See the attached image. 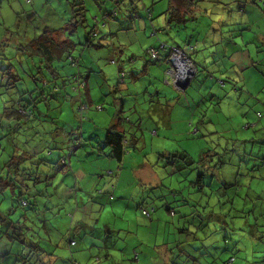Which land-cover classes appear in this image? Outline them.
Instances as JSON below:
<instances>
[{
    "label": "rangeland",
    "instance_id": "1",
    "mask_svg": "<svg viewBox=\"0 0 264 264\" xmlns=\"http://www.w3.org/2000/svg\"><path fill=\"white\" fill-rule=\"evenodd\" d=\"M73 1L75 0H33L32 3H27L26 0H0V67H2L0 70V172L1 163L4 164L6 158L12 154L9 141L13 142L21 154L25 150L33 153L35 146V152L39 151L40 160L50 161L42 169V172H49V167L51 169L53 164H57L58 152H61L62 157L70 155L69 150L68 152L57 151V141L53 143V138H57L55 136L57 130L59 128H65L66 132L80 128L84 130L85 127L93 126L91 118L106 120L99 124L100 128L107 125L109 112L106 111L110 107L114 109L115 96L121 100H127L125 110L138 111L141 115L144 128L133 129L136 126L139 127L140 124V122H135L132 124V129L129 130V135L134 132L141 135L140 131L144 130L143 137L149 141L150 133L155 128L148 130V123L152 118L151 115L156 108H160V105L158 106L159 102L156 101V96L152 102L150 96L152 91L149 90L152 87L149 85L151 79L148 81L147 78L159 80V86L163 92H167L168 89V91L173 90L174 94H178V97L175 98V104H178L177 109H181L183 105V102H180L182 95L176 90L182 91L181 88L177 87L175 83H165V80L170 78L167 73L172 68L166 60V53L160 47L165 42L173 48L189 49L187 43L194 42L199 47L189 53L192 55L190 57L192 61L198 63L199 67L197 70L194 64L195 75L190 81L192 85L188 86L186 94L188 99H185V108L182 109L184 113L175 110V129L167 132L172 134L168 145L177 157L178 153H182L184 156L192 158L196 163L217 165L219 161L222 162L223 166L218 170L217 178L212 186L216 192L212 196V200L216 204L214 207L210 204L211 207L207 208L205 201L208 198L194 190L190 184L199 176V172L194 170L198 165L188 166L184 160H181L179 162L185 163V168L183 167L180 172L169 169L164 182L166 187L153 189L149 193L157 212H152L153 220H155L152 228H150L149 217H141L146 223L142 227L141 236L150 240L152 246L157 245L159 248L165 249L170 247L176 257L171 264H264V44H262L264 38L238 36L231 41L229 37L219 34L223 31L232 36L231 31L241 29L246 24L242 20H236L241 22L243 27L234 26L237 25L233 20L236 18V12L233 7L234 3H229L230 0H203L200 9L203 10V13L207 11V17L203 16V13L198 9L195 20L188 21V29L183 24V28L172 30L171 33L158 31L154 35L153 25H157L159 21L162 23L170 0H142V4L137 3L135 7L136 10L139 9L138 13L146 18L151 28L149 27L147 30L142 26L141 31L134 35L135 33L126 34L123 31L125 28L120 25L122 27L120 32L125 34L118 37L119 42L115 37L111 39L109 37V43L105 42L103 36L107 30L106 33H101L100 30L99 38L95 42L103 40L104 48L96 49L91 46L84 49L87 33L91 27L97 24V17L99 20L102 19L105 10L114 12L113 0H84L87 24L84 23V28L80 25L75 32V35L79 36L78 46L72 55L78 58L81 54L83 57L81 70L89 73L92 78L89 91L81 86L83 84L75 91L72 86L69 87L71 81H66V87H63V79H58L63 93L57 95V101L50 102L49 109L41 104L38 105L39 110H36L35 114L30 116L27 121L19 120L20 122H18L13 117L8 118L4 110L6 102L13 103L20 98L25 100L29 97L36 98L39 94L37 90L46 85L43 79L50 80L49 77H51L50 73L47 75L49 72L47 69H38L40 66L38 59L24 53L21 46L48 27L56 30L63 27L65 23H69L72 15L75 16L72 14ZM195 8L197 9L198 6L196 5ZM148 12L152 13V16L147 15ZM120 20L122 19L120 18ZM123 24L125 25V23ZM115 30L118 31L117 28ZM114 34L117 35L116 32ZM60 36L59 40L63 41V34L57 32L56 37ZM122 41L128 42L125 50L130 51L125 52L124 58L117 54V50L122 49L119 45ZM236 41H238L236 49H245V52L243 60L238 56V61L241 64L244 63V66L238 65L235 68L229 59L235 50L233 42ZM150 47H158L160 57L154 65L150 63L147 66L149 70L144 74V64L146 61H150V56L147 54ZM248 48L251 51V56L247 59ZM212 50L215 51L211 53ZM138 52L140 58L137 60L138 56L135 57L132 53L137 55ZM130 59L131 61L136 59L137 67L129 68V64L132 63H129ZM9 66L14 67L18 80H13L10 71L6 70ZM61 66L63 67L60 69L62 76L78 72V68L71 67L68 59H65ZM120 69H124L126 72L124 81L130 87L131 92L120 93L117 90V93L114 94L116 85L122 83ZM132 74H139L138 77L143 79L133 81L130 78ZM145 76L147 77L145 78ZM220 81H223L224 85ZM230 84L234 87H231ZM121 94L123 96H120ZM109 100L110 102H107ZM121 100L117 102L118 107H121ZM58 106L59 108H57ZM185 112H187V116H185ZM133 118L136 119L135 115ZM182 118L186 121L183 122ZM85 142L84 140L83 144ZM86 149L87 147L81 149L77 156L71 158L73 167H77L76 163L80 161L78 157L83 156L82 150ZM95 150L96 148H90L89 152ZM142 151L147 161H151L152 164L158 161L159 157L158 159L153 157L150 145L149 149ZM86 152L84 156L87 155ZM101 160H105V158H101ZM166 161L165 159L159 160L158 166L163 169ZM85 162L86 159H83L82 163L85 164ZM117 166L119 167V165ZM53 177H55L54 183L57 186V176L53 175ZM61 180L59 178V182ZM225 184L229 186H224ZM38 189H44V185L40 184ZM60 190L64 189L60 188ZM219 191L222 193L221 196L217 194ZM10 194V192H0V212L3 217L5 213L11 211L13 205L18 211L13 214L12 218H20L24 214L30 216L31 213H35L33 211L39 210L38 213L43 215V220L53 222L52 224L57 226L55 228L63 232H67L68 228L73 229L77 225L78 220L74 222V217L69 214L70 211L73 213L79 208L80 217L87 220L93 217L96 219L99 214L97 206L86 202L88 197L82 196L81 193L77 205L75 196L68 192L64 193L67 196L59 200V189L53 190L51 198L47 196L26 197L32 204L39 201L36 207H31V204V208L28 209L19 207L15 198ZM199 194L202 196L200 197ZM122 195L128 196L125 192L120 197ZM82 198L85 199V202L82 201ZM125 199L127 204H132L136 202L137 198H132V203L129 198ZM189 201H193V203ZM198 201H202L200 208ZM43 202H47L48 207L52 204L48 213L41 207ZM84 203H89L88 207H84ZM168 203H170V208H175L174 218L168 211ZM54 204L60 205L62 209L60 212L65 216L57 215L58 208H55ZM107 208L110 214H105L103 221L105 219L111 225L115 224L118 226L117 230L134 232L133 236L137 235L134 220L138 218L139 208L137 210L136 206L135 209L123 206L116 215H114L110 204H107ZM194 209H200L201 215L194 217L191 214ZM179 221L183 222L182 225L177 224ZM184 221H187V225L184 224ZM101 225L103 226L102 223ZM1 226L0 224V230L5 232V228L1 229ZM28 233H33V231H28ZM52 237H55L54 234ZM165 237H167L166 241ZM172 242L174 244H171ZM63 250L58 249L57 251L56 249V255L58 257L64 255ZM113 255L116 260L111 264H140L137 261H132L133 254L128 257L130 260L123 263H120L117 253H113ZM146 262L149 264V260L146 259ZM57 264H61V258ZM66 264H71L70 260Z\"/></svg>",
    "mask_w": 264,
    "mask_h": 264
},
{
    "label": "crops",
    "instance_id": "2",
    "mask_svg": "<svg viewBox=\"0 0 264 264\" xmlns=\"http://www.w3.org/2000/svg\"><path fill=\"white\" fill-rule=\"evenodd\" d=\"M202 2L203 0H170L169 8L166 11V14H164V17L162 18V23L159 21L157 25H153L155 33L157 34L158 31L170 32L172 30L181 29L183 28V24L186 25L185 28L188 29V21L195 20L198 9L200 12L203 13V10L200 9ZM229 3H234L233 7H235L236 18L233 20H235V23L237 25L234 26L243 27V24L241 22L239 23L236 20H242L246 22V24L241 29L238 28L235 31H231L233 37L230 34L224 33L223 31H221L219 34H222V36L229 37L231 41L238 36H258L264 38V0H230ZM196 5L198 6L197 9L195 8ZM203 16L207 17V11L203 13ZM108 24V28L111 32H117L119 33V36L125 34H122V31L120 32V28L121 30L122 27L126 29L125 26L120 27L114 21H109ZM142 26H144V28H147V30L150 27L146 18L137 13L136 15L131 13V16H129V23L127 27L128 32H126V34L135 33L134 35H136V32L139 33L141 31ZM116 28L118 31L115 30ZM123 31L125 32V30ZM119 44L123 49V52H130L129 50H125L128 44L127 41H122ZM164 44L167 43L164 42ZM187 44H194L195 50L199 47V45L195 44L194 42L189 41ZM233 44L235 50L233 51V55L230 57L229 62L235 68L238 65L244 66V63L241 64L238 61V56H240L243 60L245 49H236L238 47V41L233 42ZM262 44H264V41H262ZM188 50L187 52L189 53L191 50L194 49L191 48L189 51ZM215 50H212L211 53ZM247 51L248 55L246 56L248 59L251 56V51L249 48ZM132 55L135 57L138 56L136 58L137 60L138 58H140L139 52L137 53V55L133 53ZM122 56L125 57L126 55L123 53ZM136 59L135 61H131V59L129 60V63L132 62L131 64H129V68L137 67ZM166 59H168V57ZM139 62L141 64V61ZM206 62L207 61L205 60V63ZM195 64L196 67H199L198 63ZM149 65L150 63L146 61V63L144 64V74L145 72H148L149 69L147 68V66ZM138 76L139 74H132L130 78L133 81L143 79L139 78ZM146 77L147 76H145V78ZM147 79L148 81L149 79H151V83H149V85H151L152 87L149 90L152 91L150 92L152 102H154V100L156 99H154V96H156V101L159 102L158 106L160 105V108L155 109V112H153V114L151 115L152 118H150V123H148V130L149 128H155L150 133L149 141H147L146 137H143L144 130L140 131L142 132L141 135L140 133L136 134L135 132L129 135V130L132 129V124L135 122H140V124L139 127L136 126L133 129L141 130L142 128H144L143 122H141V115L138 111H134L131 109L125 110L127 100H121L119 99V97L117 98V96L114 97V109L110 107V109L106 111L109 112V114L107 115L109 119L108 124L105 126H101L100 128L99 124L105 122L106 120H95L91 118L90 120L93 123V126L85 127L84 129L86 137L88 134L89 136H94L95 134V136H97L95 137V139L98 138L102 140L105 131H107V129L109 128H112L114 130L119 131L120 133L126 134L132 147L128 148L129 152L125 155L122 163H119L112 157L107 156V152H105V149L104 153L98 150H95L94 152H89L90 148L95 149V147L93 146L95 145L96 141L88 139L83 145V147L79 148L81 150L87 147L86 150H82L83 156H81L80 158L78 157L80 161L76 163L77 167H73V165H71L72 161L70 159V166L66 169V172L70 174H68V176H65L66 180H62L63 183H61L60 186V188H63L64 190H60V188H58L60 191L61 199L67 196L64 193L68 192V194L75 196L77 205L78 197L81 196V193L83 194L82 196L86 195L88 197L86 202H90L92 206H97V208L99 209V214L97 216L98 219H95V217H93L87 220L83 219V217H80L81 215L79 214V208L77 211L75 210L76 213H72V211L69 212V214H72V216L74 217V222L76 220L78 221L77 225L73 229H71L70 227L68 228V230H70L71 233H74L77 238L79 237L80 240L77 241V244L72 245L70 249L67 248L68 244L66 241L65 244H67V247H65L66 249L63 250L64 255H62L61 257H68L70 255L73 260L78 262V264H111L113 261L116 260L113 253H117L119 255L118 258H120V263H123L126 260H130L128 257L131 254H133L132 261H137L140 264H142V261H144V264H147L146 259L149 260V264H170V261L174 257V252L170 247H167L165 249L159 248L157 245L152 246L150 240L144 239L141 236L142 227H144L146 224L143 218H147V216L142 215L141 209L140 211L138 210V206L142 205V207L151 210L150 206L155 205L153 201H151L152 199L149 193L153 189H157V187H160L161 184H164L165 179L168 176V169H162L161 167H159L158 161H161L160 155H167L169 152H172V149H170V146L168 145V142H170L171 140L172 134H168L167 132L173 131L175 129L174 114L175 110L178 108V104H175V98L178 97V94H174L173 90L170 92L168 91V89L167 92H163L160 89L161 86H159V80L157 81L152 78ZM165 83H168V81L165 80ZM191 85L192 82L190 86ZM230 86L234 87L231 84ZM135 87L137 88V84L135 85ZM189 87L185 91H180L179 89H176L178 90L177 92L182 95L180 98V102H183V105L181 109H177L178 111L182 112V114L184 113V110L182 109L185 108L184 105L186 104L185 99H188L186 98V94L188 92ZM117 90L120 93L131 92L130 87L127 85L126 82H123L122 86L120 88H117ZM120 96L123 95L121 94ZM120 100L121 107H118L117 102ZM107 102H110V100ZM185 113V116H187V112ZM134 115L136 119L133 118ZM178 118H180V116H178ZM185 121L186 120L183 119V122ZM59 129L57 131L60 132L61 137H64L61 138V140H66V129ZM102 131H104V133H101ZM132 135H136L138 141H135L136 139L135 137H132ZM149 145L151 146L153 157L156 159H158L159 157L158 161L154 164H152L151 161H147L146 158L143 156L144 152L142 150L149 149ZM59 146H61V148H64L65 142L61 141ZM79 151L74 156H77ZM85 151H87L86 156H84ZM101 158H105V160H101ZM83 159H86L85 164L82 163ZM116 165H119V167H116ZM124 192L128 196L122 195V197H120L121 194H123ZM108 193L113 194L114 200H109ZM124 198H129V201H131V203L133 202L132 198L137 199L136 202L132 204H127L126 199L124 200ZM82 201L85 202V199L83 200L82 198ZM72 204L73 202L71 203V208ZM88 204L84 203V207ZM107 204L111 205L114 215H116L119 212V209H121V207L123 206L131 208H134L136 206V209L138 210V218L137 220H134V226L136 228L135 232H137L136 236H133L134 232H123V230L121 229L117 230L118 226H116L115 224L111 225V223L105 219L104 221L102 220L105 214H110L107 208ZM85 211H87V209H85ZM61 216L65 215L61 214ZM153 218L154 215H151V217L149 218L150 228L154 226L153 222H155V220H153ZM101 223L103 224V226L101 225ZM177 224L181 225V222L179 221L177 222ZM121 233H123V235H121ZM164 240L166 241L167 237H165ZM171 244H173V242ZM15 245L14 242L10 243V241H5V243H3L2 241L0 242V264H22L21 261H19L20 259L18 257L19 247H16ZM61 257L57 256V259L56 257L51 258V264H57L56 261L59 260Z\"/></svg>",
    "mask_w": 264,
    "mask_h": 264
},
{
    "label": "trees",
    "instance_id": "3",
    "mask_svg": "<svg viewBox=\"0 0 264 264\" xmlns=\"http://www.w3.org/2000/svg\"><path fill=\"white\" fill-rule=\"evenodd\" d=\"M33 1V0H32ZM32 1L30 3H32ZM114 2V12H109L105 10L103 13L102 19L99 20V17H97V24H95L93 27H91V30H89V33H87L86 42L84 49H87L89 47H94L96 49H102L105 46V43L103 40L95 42L96 39L99 38L100 30L101 33L105 32L107 30V33L104 34V39L106 43H109V37L110 39L115 37L117 41L119 42V33L115 35V32H111L109 30V21H114L117 23V25L125 26V33L128 32V23H129V16H131V13L134 15L139 14V9L136 10L135 5L139 3L142 4V0H113ZM75 7V8H73ZM73 7H72V14H75V16L72 15L71 20H69V23H65V25L59 29H51L46 28L43 30L42 33L36 35L33 37L28 43L22 45V51L24 53L28 54L29 56L36 57L38 59V62L40 66H38L39 70L47 69L49 72L47 75H50V80L47 78H44L43 81L45 86L41 87L39 91V94L36 98L29 97L26 100L23 98H20L19 100H16L13 103H7L6 106H4L5 115L10 118H15L18 122L19 120H25L27 121L30 116L35 114V111L39 110L38 105H43L45 108H50V102L57 101V95L60 93H63L61 90V85L58 83V79H63V87H66V81H71L69 83V87L74 88V90H78L81 86H84L86 88V91H89V86L91 82V76L89 73L82 72L81 70V63H82V56H78V58L73 57V51L76 50L77 42L79 36L75 35V32L78 30L79 26L82 25L83 28L85 26L87 17H86V9L84 5V0H75L73 1ZM149 12L147 13V15ZM151 14V13H150ZM110 17V18H107ZM120 18L122 20H120ZM124 18V20H123ZM110 19V20H109ZM106 20V21H105ZM85 23V24H84ZM125 23V25L123 24ZM127 25V26H126ZM150 28L151 25L149 24ZM154 28V27H153ZM62 33L64 37V40H59L60 37H56V33ZM156 34V33H155ZM76 36L75 38H73ZM111 41V40H110ZM120 45V44H119ZM189 50L192 48L195 50L194 44H188ZM192 46V47H191ZM121 47V46H120ZM161 48V47H160ZM168 48V47H167ZM180 49H183L181 47H177ZM156 48H150L148 50V55L150 56V61L148 63L155 64V62H158L160 57V50H159V57L158 59H154L151 57V54L149 51ZM163 50V49H162ZM188 50V49H183ZM188 50V51H189ZM191 50V51H194ZM164 51V50H163ZM166 53V58L168 57L169 61V48L167 51H164ZM125 54V51L123 52V49L117 50V54L119 57H122V54ZM114 54V53H113ZM116 56V54H114ZM189 57H192L189 53ZM68 59L70 61V65L73 68H78L77 73H70L66 75H61L60 69L63 68L61 64H63L64 60ZM116 60V59H115ZM113 60L114 63L116 61ZM112 62V64H113ZM193 62V61H192ZM57 63V67H56ZM194 63V62H193ZM195 64V63H194ZM196 66V64H195ZM198 70V67H196ZM2 67H0V70ZM6 70L10 71V75L12 79H17V74L14 70L13 66L7 67ZM126 72L124 69H120V79L123 82L126 79ZM124 74V76H122ZM134 75V74H133ZM47 77V76H46ZM77 83H76V81ZM75 81V82H74ZM221 84L224 85L223 81H220ZM72 83V84H71ZM80 83V84H79ZM122 83H118V86L116 85L114 89V94L117 93V88H120L122 86ZM83 84V85H81ZM81 85V86H80ZM14 87V85H13ZM16 87V86H15ZM47 88V89H46ZM110 88V87H109ZM111 90V88H110ZM113 93V92H111ZM185 94V93H184ZM118 98V97H117ZM59 108V106L57 107ZM10 120V119H9ZM60 130V129H59ZM11 131V130H10ZM12 131H14V128H12ZM12 133V132H11ZM71 134V136H69ZM57 136L53 138V143H56L57 141V151H65L70 152V155L62 157L61 152H58L57 157V164H53L52 168L49 167V172L44 173L42 172V169L45 168L48 165V160H40L41 157L39 155V151H36V147H33V153L32 151H24L21 152L13 145L12 141H9L8 143L11 144L10 151L11 155L6 158V161L4 164L1 163V172H0V192H10L11 196L15 198V202L18 203L19 207L23 209H28L31 207H36L39 201H35L33 204L26 198H40V197H52L53 190H58L60 188L61 183H63L64 180H66L65 176H68V172H66L67 167L70 166V159L76 155V153L80 150V147H83V141H87L88 139L94 140L95 145L93 147L96 148V150L104 153L107 152V156L112 157L114 160H116L119 163H122L125 155L129 152L128 148H131V144L129 139L127 138L126 134L120 133L117 130H114L112 128L107 129L104 133L103 139H95L94 136L85 137V130L80 129H73L71 132H67L66 140L61 138L59 131H57ZM132 137H135V141H138L136 138V135H132ZM65 142L64 148H61L60 142ZM8 144V147H9ZM43 148V147H42ZM38 150V148H37ZM19 152V153H18ZM30 152V153H29ZM61 154V155H60ZM37 157H36V156ZM49 155H52V153H49ZM161 159L167 160L165 162V169H171L176 170L177 172H180L183 170V167L185 168V163H181L179 161L184 160L188 164V166H194L198 165L196 169L199 172V176L196 177V180L194 182H190L192 185V188L196 190L197 192L201 193L202 195L206 196L208 198L207 201H205L206 207L209 208L210 204L214 205L216 202L212 200V196L214 193V189L212 188L213 182L216 180L217 172L220 170V168L223 166L222 162L219 161L217 165H211L209 163H196L192 158L189 156H184L182 153H178L177 155H174V153L169 152L167 155L163 154L160 155ZM179 158V159H175ZM56 173V174H54ZM53 175L57 176L58 182L57 186L54 183ZM59 178L62 179L59 182ZM40 184L44 185V189L39 190L38 186ZM224 186H229L228 184H225ZM166 186L164 184H161L160 187L157 188H165ZM114 189V187H113ZM207 191V192H205ZM226 191V190H225ZM205 192V193H204ZM218 195H222L221 191L217 192ZM176 195H179V193H176ZM200 195V194H199ZM200 195V197L202 196ZM109 200H114V196L112 193H108ZM61 199V196L59 195V200ZM193 203V201H189ZM219 202V201H218ZM198 206L200 208V203L202 201H198ZM32 204V206H31ZM47 202H43L42 208L45 209L46 213L50 211L52 208L51 206H47ZM56 204H54L55 206ZM31 206V207H30ZM168 211L172 217L176 215L175 208H170V203H168ZM211 207V206H210ZM55 208H58L57 215L61 216V208L60 205L57 204ZM60 208V209H59ZM139 211L141 209H147L145 207H142V205L138 206ZM148 209L151 211V214L149 218L152 215V212L156 211V206H150ZM10 210V209H9ZM8 210V211H9ZM32 210V209H31ZM200 210V209H199ZM197 209H194L192 211V215L194 217H197V215H201L202 212H200ZM18 210H16V206L11 207V211L5 213V216L3 217L0 212V224L1 229L2 227L5 228V232L0 230V240L4 243L5 241H10V243L14 242L15 244H18L19 246V261H21L22 264H51V258L56 257V249H66L65 247H70L74 244H77V241L80 240L79 237L77 238L74 233H71L70 230H67V232H63L61 230H58L55 228V226L52 224L53 222H47L46 220H43V215L39 214V210L33 211L35 213H31L30 216L28 214L22 215L20 218H12L13 214H15ZM143 215V214H142ZM225 218L227 217L224 216ZM183 222H181L182 225ZM30 224V226H29ZM184 224L187 225V221H184ZM57 227V226H56ZM4 230V229H3ZM28 231H33V233H28ZM54 234L55 237H52ZM0 241V242H1ZM67 241V244H65ZM174 244V242H173ZM17 247V245H16ZM137 259V257H136ZM176 257L174 255L173 259L170 261V264L175 260ZM70 260L71 264H78L77 261L73 260V258L69 255L68 257H61V263L66 264L67 261ZM59 261V260H57ZM56 261V262H57ZM176 262V261H174ZM175 264V263H173Z\"/></svg>",
    "mask_w": 264,
    "mask_h": 264
},
{
    "label": "built area",
    "instance_id": "4",
    "mask_svg": "<svg viewBox=\"0 0 264 264\" xmlns=\"http://www.w3.org/2000/svg\"><path fill=\"white\" fill-rule=\"evenodd\" d=\"M27 3H30L32 0H26ZM151 16V14H148ZM169 48V65L172 68L168 73L167 76L170 77L167 81L171 84L177 83L178 81H186L188 79H192V77L195 75L194 71V63L192 62V59L189 57V53L186 50L180 49V48H173L168 46L167 44L162 43L161 49L164 51H167ZM151 54V57L154 59H158L159 57V50L152 49L149 51ZM185 73L181 74L184 72ZM193 74V75H192ZM124 76V74H122ZM172 80V81H171ZM142 214L144 216L149 217L151 214V211L148 209H142Z\"/></svg>",
    "mask_w": 264,
    "mask_h": 264
},
{
    "label": "water",
    "instance_id": "5",
    "mask_svg": "<svg viewBox=\"0 0 264 264\" xmlns=\"http://www.w3.org/2000/svg\"><path fill=\"white\" fill-rule=\"evenodd\" d=\"M192 75H193V74H192ZM191 80H192V79H188V80H186L185 82H184V81H178L175 85H176L177 87H180L182 91H185V90L188 88V86H189Z\"/></svg>",
    "mask_w": 264,
    "mask_h": 264
},
{
    "label": "bare ground",
    "instance_id": "6",
    "mask_svg": "<svg viewBox=\"0 0 264 264\" xmlns=\"http://www.w3.org/2000/svg\"><path fill=\"white\" fill-rule=\"evenodd\" d=\"M184 70V72L183 73H181V74H184L185 73V69H183Z\"/></svg>",
    "mask_w": 264,
    "mask_h": 264
}]
</instances>
